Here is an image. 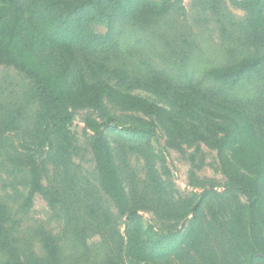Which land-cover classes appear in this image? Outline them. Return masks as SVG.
<instances>
[{"label": "trees", "instance_id": "16d2710c", "mask_svg": "<svg viewBox=\"0 0 264 264\" xmlns=\"http://www.w3.org/2000/svg\"><path fill=\"white\" fill-rule=\"evenodd\" d=\"M134 1L116 0L121 11L118 16L132 11ZM36 2L8 0V3H0V65L14 66L31 78L33 95L39 104L32 135L41 148H48L47 154L49 152L67 184L44 185L46 158L37 163L31 157L27 161L18 157V162L24 161L29 177L23 207L30 208L37 194H41L51 208L60 207L64 214L67 241L80 257H84L81 264L124 263V250L129 264H162L173 259L183 264H215L214 259L219 255L213 243L215 239L220 242L222 253L227 257L223 258V264H264V137L247 112H242L241 121L221 126V136L215 135L210 140L197 122L187 123L177 114H172L173 104L185 103L194 107L200 94L207 95L199 87H192L191 91L174 88L171 80L189 82L192 76L184 71L182 63L173 62L170 54H161L164 65L177 69V80L161 73L163 78L142 65L133 69L127 60L117 63L116 56L121 55L125 48L114 34L118 27L114 26L115 19L106 0H80L65 14L56 9L51 0H47L42 9ZM238 4L247 9L249 15L241 32L230 15L232 41L225 52L231 61L210 67L202 76V80L225 86L229 97L244 89L264 65L261 56L244 55V48H239L237 44L238 40L245 43L264 41V0H241ZM130 16L126 14L127 18ZM104 19H108V31L96 32L92 24ZM29 27L33 29L29 30ZM141 30L152 47H161L159 50L162 51L158 54L164 51V31L146 26H141ZM151 34L154 36H148ZM157 36L159 42L155 41ZM101 54H106V58ZM135 88L161 96L167 104L134 93L132 90ZM106 101L125 110L154 116L161 122L169 120L165 126L181 139L202 138L209 141L217 149L222 173L230 187L246 194L249 205L244 206L235 196L232 203L223 206L222 210L229 208V217L225 222L218 219L217 224L204 221L198 215L201 204L210 203L212 196L219 197L225 189L205 186L197 191L194 188L193 193L201 197L198 206L193 209L196 213L188 228L183 233H161L150 242L146 241L148 229L142 222L139 208L128 204V195L105 132L110 120L100 121L91 116L85 119L86 127L92 132L91 146L99 185L107 201L89 186L81 184L71 169L69 123L74 111L100 109ZM4 124L9 129L21 127L22 122L14 116L4 120ZM0 150L3 151L1 144ZM143 153L149 177L157 184L150 150L144 148ZM108 202L126 216L124 235L115 223ZM163 204L160 198L155 208L161 211V206H168ZM209 208L215 216L217 207L210 204ZM80 217L103 239L106 253L101 260H95V255L87 253V245L77 224ZM10 218L9 208L0 204V249L5 256L4 264H68L67 256L63 255L65 248L49 235L41 238L47 254L46 261L34 258V253L26 260L22 259L14 232L5 225Z\"/></svg>", "mask_w": 264, "mask_h": 264}, {"label": "rangeland", "instance_id": "374dc122", "mask_svg": "<svg viewBox=\"0 0 264 264\" xmlns=\"http://www.w3.org/2000/svg\"><path fill=\"white\" fill-rule=\"evenodd\" d=\"M51 1L56 9L65 14L68 8H72L80 0ZM106 1L115 19L114 26L118 27L114 34L125 48L121 55L116 56L118 64L127 60L130 61L127 64L133 69L142 65L154 73L161 76L163 73L177 80V69H169L168 65H164L161 56L170 54L173 62L182 63L184 71L192 75L189 82L171 80L174 88L191 91L192 87H199L201 92L207 94L205 97L200 94L198 104L194 107L185 103L173 104L172 114H177L187 123L197 122L211 140L215 135L221 136V126H227L235 120L241 121L242 112L246 111L264 137V65L244 89L231 97L227 96L225 86L202 80L205 70L231 61L225 52L232 41L233 24L229 21L230 15L233 16L238 31L246 24L249 15V11L238 4L241 0H135L132 11L120 16L117 14H121V11L117 8L116 0ZM3 2L8 3V0H0V3ZM46 2L47 0H37L36 3L42 9ZM126 14L131 16L127 18ZM29 26H32L30 22ZM92 26L96 32L106 33L108 19L95 22ZM141 26L154 27L156 31H164L166 34L165 42L162 41L166 48H163L160 55L157 52L162 51L159 50L161 47L157 49L150 45L142 34ZM30 29L33 27H29ZM148 36L153 37L154 34ZM155 41L159 42L158 36ZM237 44L239 48H244V55L258 54L264 59V41L245 43L244 40H238ZM101 56L106 58V54ZM33 86L31 78L25 73L11 65H0V144L3 146V151L0 150V204L7 206L11 213V218L5 225L14 232L22 259L26 260V257L34 253V258L46 261L47 254L41 238L49 235L65 248L63 255L67 256L68 264H81L84 257H80L67 241L64 214L60 207L51 208L41 194L35 196L30 208L23 207L29 181L24 161L28 158H33L37 163L47 159L44 185L67 184L64 175L57 171V165L49 152L47 154L48 148H41L32 135L33 120L39 110ZM132 91L167 104L161 96L143 88ZM14 116L20 118L21 127L7 129L4 120ZM88 116L100 121L110 120L105 132L128 195V204L139 208L142 222L148 229L146 241L150 242L161 233H183L188 228L196 213L193 209L198 206L201 197L193 193L194 188L197 191L205 186L225 189L219 197L212 196L210 203L201 204L198 215L204 221L217 224L218 219L225 222L229 217V208L222 210L223 206L232 203L235 196L244 206L249 205L246 194L238 188L230 187L222 173L217 149L209 141L202 138L181 139L171 134L165 126V122L169 120L161 122L154 116L137 110H125L107 101L100 109L75 110L69 123L72 136V172L81 184L89 186L104 200L107 201V196L102 192L98 181L91 146L92 132L85 125ZM144 148L150 150L157 184L149 177ZM18 157H22L24 161L18 162ZM160 198L162 203L168 205L161 206V211L155 208ZM109 204L115 223L124 235L126 216ZM210 204L217 207L215 216L211 213ZM77 224L87 245V253L95 255V260H101L106 253L101 235L93 232L81 217ZM213 243L219 254L214 262L223 264V258L227 257L222 253L220 242L215 239ZM4 258L0 249V264H4ZM122 259L124 263L118 264H129L125 250ZM162 264L183 263L173 259Z\"/></svg>", "mask_w": 264, "mask_h": 264}]
</instances>
